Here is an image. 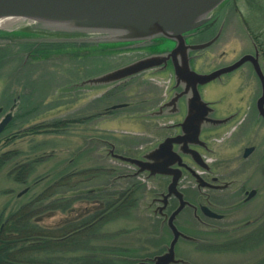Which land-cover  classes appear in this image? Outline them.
<instances>
[{"label": "rangeland", "instance_id": "obj_1", "mask_svg": "<svg viewBox=\"0 0 264 264\" xmlns=\"http://www.w3.org/2000/svg\"><path fill=\"white\" fill-rule=\"evenodd\" d=\"M214 13L219 14L222 32L196 65L202 72L254 54V42L245 23L255 32L259 27L264 29V0H227ZM98 38L97 34L63 32L26 23L9 30L0 29V109L3 114L13 116L0 134V157L12 154L11 162L0 168V217L3 219L47 188L72 198L89 191L98 193L111 185L117 189L129 186L127 183L132 185L133 179L123 176L134 170L110 158L109 143L122 155L139 157L162 139L164 132L159 126L166 120L143 115L155 110L169 96L173 80L170 73L147 71L107 88L75 87L92 76L160 49L156 46L129 48L131 43H98L95 41ZM221 81L203 88L204 100L220 101L217 106L220 116L228 117L238 111L239 115L214 132L217 140H213V148L217 149L220 161L229 163L231 170L238 166L262 170L264 120L256 109L261 95L260 82L248 65ZM126 103L127 108L111 109ZM247 147H254L255 151L243 160L242 151ZM206 157L213 159L211 155ZM21 164L31 166L25 184L16 182L11 173ZM60 177H67L66 187L55 186ZM258 179H252L253 186L260 184ZM134 181L142 186L137 208L124 218L105 224L90 244L102 258L117 255L119 264L146 263L167 248L172 239L164 222L148 208L153 184L146 183L143 176ZM86 207L77 201L73 211L78 213ZM258 209L264 211V190L245 214L251 218ZM51 215L41 218V226L54 227L75 218L76 214ZM183 248L189 251V259L202 264H242L244 260L243 254L215 257L183 242L176 246L177 255L185 253ZM84 254L87 252L81 250L65 256Z\"/></svg>", "mask_w": 264, "mask_h": 264}, {"label": "water", "instance_id": "obj_2", "mask_svg": "<svg viewBox=\"0 0 264 264\" xmlns=\"http://www.w3.org/2000/svg\"><path fill=\"white\" fill-rule=\"evenodd\" d=\"M224 1L226 0H0V20L19 19L63 32L97 34L100 35V38L95 39L98 43L134 44L129 48H139L146 42L159 38L175 44L170 52L144 56L75 85L77 88H107L146 71L163 72L169 62L173 65L174 94L159 110L144 116L158 118L176 115L180 99H184L187 112L182 133L163 140L140 158L117 154L113 145L109 150L111 158L136 168L132 177L141 174H147V179L156 176L172 177L168 193L162 195L163 208H166L169 198L173 196L181 204L168 218L173 240L164 255L154 258V264L183 263L175 256V246L180 238L193 241L182 234L174 223L186 204L177 189L180 169L185 167L180 155H189L203 165L189 150V146L204 145L199 139L204 126H225L235 118L234 115L223 119L210 118L214 109L211 103L203 100L199 88L234 72L246 62H251L262 88L256 108L259 117L264 120V71L259 64L258 52L255 56L245 55L234 64L209 74L197 73L192 69L190 53L209 47L216 38L204 44L190 45L186 42L185 35L206 24L211 13ZM122 107L123 105H116L113 109ZM11 120L12 116H8L0 123V133ZM174 146H178L179 150L175 151ZM252 151L253 149H248L244 157L249 156Z\"/></svg>", "mask_w": 264, "mask_h": 264}, {"label": "flooded vegetation", "instance_id": "obj_3", "mask_svg": "<svg viewBox=\"0 0 264 264\" xmlns=\"http://www.w3.org/2000/svg\"><path fill=\"white\" fill-rule=\"evenodd\" d=\"M214 12L210 15L208 22L203 27L185 35L188 44L200 45L212 41L215 38L216 40L218 39L222 32V22L219 23V14H215ZM144 45L151 47L156 46L160 49L158 52L148 53V51L147 55L151 53H167L175 47V44L171 41H160V43H158L156 40L146 42ZM209 47L204 50L190 53L192 57L190 62L192 69L197 73L209 74L222 68L218 67L208 72H202L200 69H196V65L202 59L204 51L209 49ZM254 47V54L249 55L255 56L258 52L259 64L264 71V52L260 50L255 42ZM245 65H248L252 73L258 78L251 62H246L236 71L240 70ZM165 72L172 75V63H168ZM223 77L224 76L215 82L222 83L221 80ZM210 84L200 87L203 98L202 90ZM173 86L174 81L172 80L169 96L163 103L169 101L174 94L175 90ZM178 91L181 90L178 89ZM219 103L220 101H211V107L214 109V112L209 115L210 118L219 119L227 117V115L220 116L218 114L217 106ZM172 110L171 108L170 111ZM186 112L187 108L185 101L184 99H180L179 112L174 117L165 118L164 120H166V122L161 123L159 126V129L164 132L159 142L167 138H174L182 133V124L184 123ZM0 115H2L1 121L8 116V114H3L2 109H0ZM233 115H236L237 118L239 111L233 113ZM216 130L217 129L211 124L204 126L199 135V139L204 145L189 146V150L193 152L192 154L196 156L198 160H201L203 165L199 164L196 159L189 155H180L185 167L180 169L181 176L178 181L177 189L183 195V201L186 204L178 214L174 223L182 234L192 238L193 241L180 238L176 246L179 242H183L186 246L195 245L197 246L196 251L202 253L209 252L215 257L225 254H243L244 260L242 264H264V211H259L258 209L251 218H248L245 214V210L249 206L254 207V203L261 195L262 190H264V169L255 171L241 169L238 166L236 169L231 170L229 163L220 161L217 149L213 148V140H217L213 137ZM248 149H253L249 156L255 151L254 147L244 148L242 151L243 160H247L249 157H244ZM174 150L178 151L179 147L174 146ZM208 155H211L213 159L206 162L205 159ZM256 174L258 175L256 176ZM256 177L259 178L257 184H260L253 186L252 182L255 181L254 179ZM171 182V176H157L150 180V183L153 184L152 189L154 191L151 193L152 198L150 199L148 207L152 212H155L156 218L161 219V222H164L167 226L172 237L170 243L173 240V234L168 226V218L181 204L180 200L173 196L169 198L166 208H163L164 202L162 195L168 193ZM163 215H167L168 217H164ZM169 246L170 244L168 247ZM176 246L175 256L177 259L183 261V263L179 264H202L189 259L187 256L189 251L184 248L183 250L185 253L183 252V255H177ZM168 247L151 256L150 259L146 260V263L154 264V258L164 255ZM203 260L205 261V259ZM203 264H205V262Z\"/></svg>", "mask_w": 264, "mask_h": 264}, {"label": "trees", "instance_id": "obj_4", "mask_svg": "<svg viewBox=\"0 0 264 264\" xmlns=\"http://www.w3.org/2000/svg\"><path fill=\"white\" fill-rule=\"evenodd\" d=\"M247 24L250 36L264 52V29L259 27L255 32ZM11 155L5 153L0 157V168L11 162ZM30 167L29 164L19 165L11 172L14 180L25 184ZM65 179L60 177L55 186L66 187ZM127 184L129 186L120 189L111 185L98 193L89 191L72 198L67 193H54L47 188L31 201L20 204L6 219L0 217V264H119L117 255L102 258L90 244L105 224L124 218L137 208L142 186L134 180L132 185ZM77 201L87 205L79 214L73 211ZM57 212H75L76 215L54 227L41 226L43 216ZM81 250L87 255L65 256Z\"/></svg>", "mask_w": 264, "mask_h": 264}, {"label": "bare ground", "instance_id": "obj_5", "mask_svg": "<svg viewBox=\"0 0 264 264\" xmlns=\"http://www.w3.org/2000/svg\"><path fill=\"white\" fill-rule=\"evenodd\" d=\"M26 22L21 21L19 19H3L0 20V29H12L21 26L22 24H25Z\"/></svg>", "mask_w": 264, "mask_h": 264}]
</instances>
